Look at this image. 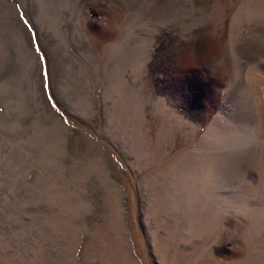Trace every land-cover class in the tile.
Listing matches in <instances>:
<instances>
[{
  "label": "rangeland",
  "instance_id": "1",
  "mask_svg": "<svg viewBox=\"0 0 264 264\" xmlns=\"http://www.w3.org/2000/svg\"><path fill=\"white\" fill-rule=\"evenodd\" d=\"M0 264H264V0H0Z\"/></svg>",
  "mask_w": 264,
  "mask_h": 264
}]
</instances>
